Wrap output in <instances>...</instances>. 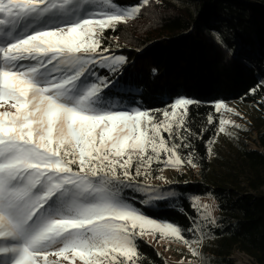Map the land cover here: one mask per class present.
<instances>
[{
	"label": "snow or ice",
	"instance_id": "1",
	"mask_svg": "<svg viewBox=\"0 0 264 264\" xmlns=\"http://www.w3.org/2000/svg\"><path fill=\"white\" fill-rule=\"evenodd\" d=\"M149 4L0 0V109H12L0 111V264H61V258L137 264L136 239L146 234L182 242L199 255L192 246L198 240L144 215L129 202L135 197L122 195L125 189L142 193L146 205L175 196L135 177L150 174L153 160L172 168L185 164L180 149H191L196 135L187 121L196 102L177 98L158 121L150 111L107 101L104 90L113 81L96 71L115 73L126 62L104 47L105 32ZM213 107L208 125L221 110L234 111L222 101ZM218 123L217 135L226 125L241 127L222 115ZM214 142L207 141L209 153ZM186 163L197 166L192 151ZM192 206L199 211L195 198ZM204 218L215 224L211 213ZM199 227L187 231L203 239Z\"/></svg>",
	"mask_w": 264,
	"mask_h": 264
},
{
	"label": "trees",
	"instance_id": "2",
	"mask_svg": "<svg viewBox=\"0 0 264 264\" xmlns=\"http://www.w3.org/2000/svg\"><path fill=\"white\" fill-rule=\"evenodd\" d=\"M191 1L197 12L187 8L164 13L149 34H124L121 24L116 31L105 32L104 47H116L115 52L126 57L115 73L97 68L124 89L107 88L105 96L150 111L158 121L177 98L196 102L189 106L187 117L196 135L191 138V149L181 148L180 154L187 164V154L193 152L197 177L167 184L180 192L173 204L162 201L156 207L145 206L131 191L125 195L135 197L133 201L146 215L180 226L190 240H200L187 231L197 225L207 237L216 239L204 264H235L229 257L234 249L248 254L256 264H264V153L242 148L249 166L243 182L212 180L207 141L216 138L221 115L215 114L213 125L206 122L208 114L215 113L213 105L221 101L244 102L264 116V83L259 72L264 67V0ZM114 2L128 7L140 0ZM255 132L252 139L264 151V126ZM164 136L167 140L168 134ZM162 168L163 163L153 160L149 173L156 178ZM195 195H212L218 202L214 225L209 226L193 208ZM136 244L137 264H166L164 256L144 238L138 237Z\"/></svg>",
	"mask_w": 264,
	"mask_h": 264
},
{
	"label": "rangeland",
	"instance_id": "3",
	"mask_svg": "<svg viewBox=\"0 0 264 264\" xmlns=\"http://www.w3.org/2000/svg\"><path fill=\"white\" fill-rule=\"evenodd\" d=\"M167 4L163 6L160 2H156V0H150L149 6L142 7L141 13L136 15L133 18H130L126 24H121V31L124 34H138L144 35L149 34L154 31L159 24V21L164 13H176L178 10H186L190 8L197 12V7L193 5L191 0H164ZM116 48V47H115ZM114 47H110L111 53L113 55H119L115 52ZM100 76L98 70H96ZM259 72L261 75V81L264 83V67L259 68ZM106 77V76H105ZM110 88H114L116 90H124L121 85L113 82V86ZM105 96V95H104ZM106 100L112 104H116L123 107H131L137 108L133 104L128 102H122L118 98H110L105 96ZM229 108L234 111L228 112L225 110H221L222 117L224 119L234 120L237 124L241 125V127L236 128L233 125H226V132L219 133L214 139L215 142L211 145V160H212V180H223L226 183H232L235 179H240L242 182L246 179L249 173V166L244 158L242 148L258 150L261 153L264 151L258 147L253 141L252 137H255V131L260 126H264V116L256 110L254 107L241 102V101H224ZM3 110H12L7 105ZM239 113L240 115H236ZM164 119V118H163ZM162 119V120H163ZM162 154V159H163ZM135 159L133 161V167L131 168V173L135 176ZM75 167V166H74ZM150 170V169H149ZM148 170V172H149ZM118 171H120L118 169ZM143 172L144 169H141ZM164 176L165 180H159L157 177ZM156 178L149 175H145L144 178L135 177L136 182L138 183H146L150 185L159 186L162 190H169L175 192V196L169 197L167 200H159L155 201L152 204H143L145 206H155L157 203H161L162 201H168L169 203H175L179 197V190L174 186H167V184L179 180L181 178L185 179H193L197 177L196 168L191 167L190 165L184 164L181 167H166L163 164V168L158 173ZM167 181V183L165 182ZM129 189H125L122 193L125 195L126 191ZM131 191V190H129ZM133 195H136L139 201L143 200L145 196L142 193L133 192ZM193 198L196 199L199 213L201 218H204L211 213L212 218H216L218 214V202L212 195H195ZM130 203L133 204L137 209H139L144 215V211L133 201V199L129 200ZM207 205V209L204 206ZM148 216V215H146ZM150 217V216H148ZM152 218V217H150ZM155 219V218H154ZM157 220V219H156ZM158 222H168L157 220ZM202 230L199 227V232ZM203 232V231H202ZM146 241L154 245L158 251L164 256L166 260V264H204L209 260V254L211 250L216 245V239L213 237H207L203 234V239L198 240V243H193V247L197 249L199 255H192L189 251L188 246L183 244L182 242L170 239V238H161L158 234H146L143 237ZM236 250L234 249L229 257L239 258ZM241 251V250H239ZM246 254L245 252L241 251ZM50 260L57 259L55 256H50ZM61 264H67V262L63 261L61 258ZM76 264H82V262L77 258Z\"/></svg>",
	"mask_w": 264,
	"mask_h": 264
},
{
	"label": "built area",
	"instance_id": "4",
	"mask_svg": "<svg viewBox=\"0 0 264 264\" xmlns=\"http://www.w3.org/2000/svg\"><path fill=\"white\" fill-rule=\"evenodd\" d=\"M236 252L239 255V258H233L235 264H256L248 254H244L239 250H236Z\"/></svg>",
	"mask_w": 264,
	"mask_h": 264
}]
</instances>
